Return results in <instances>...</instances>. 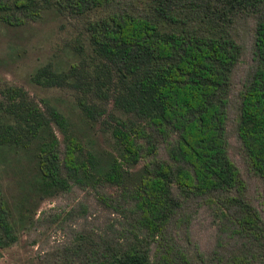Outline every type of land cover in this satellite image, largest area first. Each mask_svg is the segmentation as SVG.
Returning <instances> with one entry per match:
<instances>
[{"label": "trees", "instance_id": "1", "mask_svg": "<svg viewBox=\"0 0 264 264\" xmlns=\"http://www.w3.org/2000/svg\"><path fill=\"white\" fill-rule=\"evenodd\" d=\"M249 14L258 18L257 67L241 94L238 135L264 180V0H136L127 9L115 0H0V22L9 27L47 15L82 24L69 49L75 61H51L32 80L72 94L85 127L50 100L0 84V158L28 164L16 209L0 173V259L36 226L39 202L72 185L120 190L113 202L130 227L118 236L77 235L57 264H191L171 227L187 202L201 199L217 206L228 245L238 241L219 264H249L252 251L264 250V220L227 139L243 53L232 30ZM97 124L111 151L89 134ZM161 143L168 160L157 157Z\"/></svg>", "mask_w": 264, "mask_h": 264}, {"label": "rangeland", "instance_id": "2", "mask_svg": "<svg viewBox=\"0 0 264 264\" xmlns=\"http://www.w3.org/2000/svg\"><path fill=\"white\" fill-rule=\"evenodd\" d=\"M136 0H115L119 9L134 6ZM258 18L254 15L239 17L232 35L243 48L240 62L232 76L230 103L228 106L227 139L230 158L241 171L248 197L264 220V180L251 169L249 159L238 135L241 110V94L257 67L256 29ZM82 24L47 15L38 22L22 27H9L0 22V84L9 83L23 87L37 102L50 100L66 112L71 120L85 128L72 94L46 89L36 85L32 78L43 65L53 61L61 64L74 62L69 49L78 37ZM92 130L95 143L111 151L109 137L100 124ZM59 139L63 135L56 129ZM157 157L168 160L167 145H159ZM148 159H143L138 168ZM28 164L22 158H0V173L4 193L10 205H16L25 193L23 182L28 176ZM120 190L72 185L71 189L39 202L37 224L31 230L21 231L19 241L3 251L0 264H57L65 250L74 244L79 234L118 236L130 227L128 214L122 213L114 203ZM217 206L208 200H193L184 205L171 227L173 239L191 264H219V258L237 245L238 241L226 242L228 233L217 217ZM226 246V248H224ZM249 264H264V250L255 249Z\"/></svg>", "mask_w": 264, "mask_h": 264}]
</instances>
